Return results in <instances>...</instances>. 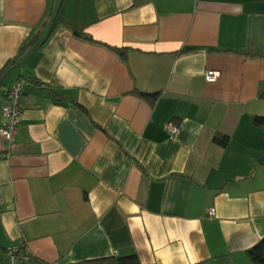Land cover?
I'll return each instance as SVG.
<instances>
[{"label":"crops","instance_id":"obj_1","mask_svg":"<svg viewBox=\"0 0 264 264\" xmlns=\"http://www.w3.org/2000/svg\"><path fill=\"white\" fill-rule=\"evenodd\" d=\"M0 71V264H253L264 0H0Z\"/></svg>","mask_w":264,"mask_h":264},{"label":"built area","instance_id":"obj_2","mask_svg":"<svg viewBox=\"0 0 264 264\" xmlns=\"http://www.w3.org/2000/svg\"><path fill=\"white\" fill-rule=\"evenodd\" d=\"M205 77L207 81H214L218 77L216 71H205ZM25 81L19 79L5 92L6 102L1 107L2 120L0 122V137L10 139L18 124V115L20 110L19 98L23 91ZM167 129L171 133L177 132L178 128L173 123H168ZM207 213L211 215L213 209H208Z\"/></svg>","mask_w":264,"mask_h":264},{"label":"trees","instance_id":"obj_3","mask_svg":"<svg viewBox=\"0 0 264 264\" xmlns=\"http://www.w3.org/2000/svg\"><path fill=\"white\" fill-rule=\"evenodd\" d=\"M58 17L59 16L57 15L55 22L59 19ZM78 35L82 37H86V35H84L81 32L80 33L78 32ZM16 62H17L16 59L12 60L11 62L7 63V65H5V68L9 65L11 66L14 65ZM1 72L2 71H0V73ZM140 94L142 97H146V98H153L156 96V94H151L146 92H141ZM254 123L259 126H264V116L256 115L254 117ZM214 139L217 142L224 144L226 141V136L215 135ZM246 253L248 258L253 264H264V236H262L256 243H254L251 247H249L246 250ZM22 264H26V263L23 262ZM84 264H140V263L135 254H129L125 256L103 257L96 260L86 261Z\"/></svg>","mask_w":264,"mask_h":264}]
</instances>
